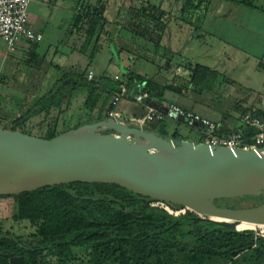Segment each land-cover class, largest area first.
Masks as SVG:
<instances>
[{"label": "trees", "instance_id": "16d2710c", "mask_svg": "<svg viewBox=\"0 0 264 264\" xmlns=\"http://www.w3.org/2000/svg\"><path fill=\"white\" fill-rule=\"evenodd\" d=\"M212 1L202 0L193 4L192 0H187L181 13L183 15L191 10L190 13L195 14L201 9L202 3L206 11ZM219 1L248 9H258L256 0ZM144 3H140L142 8L134 6L129 12L133 18L137 16L152 22L162 39L172 24L171 12ZM105 18L103 4L94 12L76 19L77 33L85 32L80 53L87 55L91 51L89 66L85 70H78L75 67L65 70L58 65H46L49 69L48 75L51 67L60 75L55 76L54 83L50 85L47 79V89L33 112L22 114L11 124L0 120L1 129L29 135L24 130L27 122L39 115H44L45 121L48 122L52 113L59 112V115L66 113L63 110L64 100L68 95L73 96L81 89L89 93L85 108L90 112V117L88 116L87 122L83 125L95 124L110 117L109 114H112L115 108L110 102L122 85L128 90L126 99L134 104L139 93L146 92L155 102H162L166 93L181 91L182 88L175 83L161 85L149 76L134 73L132 69L124 71V81L120 78L118 81L104 78L97 80L95 77L89 81L92 64L96 56L102 52L103 41L107 36ZM191 24L188 25L192 26ZM31 45L33 48L28 56L35 63L39 59L37 53L39 44ZM223 81L219 73L197 65L192 70L191 82L187 87L192 86L201 92H212L215 86ZM80 126L82 124H78L75 129ZM148 127L162 138L170 137L167 121ZM64 132L56 125L49 126L41 139L52 140ZM220 132L222 133L221 129ZM172 139L182 140L176 133ZM153 197L155 196L135 194L113 184L80 183L47 187L12 197H0V200L13 201L10 222L28 223L36 230L32 239L39 242L38 246H28L13 235L0 237V264H10L11 259L18 257L24 258L25 264H50L49 261L53 259H57L58 264H69L75 249L91 252L92 264H108L116 258L120 264H178L179 260L183 264H210L216 260L227 264H240V258H243L246 264H264V223L244 224L232 229L197 220L187 225L185 231L182 229V222L172 224L166 229L162 224L164 219L154 216L140 218L136 214L124 212L126 208L135 209L142 204L149 208L157 203L156 200H151ZM165 201L171 209L187 211L189 214L186 215H192L190 210ZM113 205L119 206L121 211L114 213ZM47 245L53 247L54 254H49L51 247L48 248Z\"/></svg>", "mask_w": 264, "mask_h": 264}, {"label": "rangeland", "instance_id": "374dc122", "mask_svg": "<svg viewBox=\"0 0 264 264\" xmlns=\"http://www.w3.org/2000/svg\"><path fill=\"white\" fill-rule=\"evenodd\" d=\"M192 1L193 4L202 2V0ZM139 2L150 3L163 10H172L173 19L169 27L170 30L164 38L162 37V39H160L157 29L152 22L142 20L137 16L133 18L129 11L122 13L124 14L122 16H115V13L107 16L105 18L107 20V36L105 41H103V50L96 56L91 67L95 79L100 80L104 78L114 81L116 80L115 78L118 77L120 80L124 81V71L132 69L136 74L149 76L153 79L158 77L162 79L166 78L172 80L177 86L187 89L188 82H185V80L181 81L182 76L188 75L186 69L195 64L202 65L215 70L224 79L223 83L217 84V89L214 94L215 105L213 108L219 111L220 114L225 115V117L223 118V116L219 114L220 118L218 119L220 120L216 123L222 126L223 121L221 118L227 121V117L231 116L239 121L241 127V118L244 114L248 113V111L245 112L244 109L238 108L235 111L229 112L228 108H225L226 104L219 103V98H217L216 95L226 99L227 103H231L233 100L241 102L248 97L249 99H253L252 101L254 103H256V101L259 102L260 98L264 99V70L259 69V64L263 57L262 55H264V44L252 47L253 45L249 44V42L248 45L246 42L232 40L231 33L218 29L225 28L226 31L227 28L230 31H234L233 28H238L237 25H234L238 15H234L226 10L221 13L217 11L216 4H223L218 3L220 2L218 0L212 1L211 13L218 18L222 17L220 18L221 24L214 27L216 28L215 35L219 40L207 39L204 43L196 45L189 42L190 34L192 32L195 34L199 28H207L206 26L203 27L206 12L203 3L200 5V7L202 6L201 9L197 10L195 14L190 13L191 10H188L183 13V15L181 12L184 6H186L187 0H127L125 4L128 7L132 5L133 7L142 8ZM107 4H109V2H107ZM64 35L63 33L58 34L60 38H63ZM84 36L85 32L80 34L82 41L71 40L70 44L55 43L52 46H50L47 39L44 40V42L40 43L38 48L37 53L39 59L38 61L36 60L35 63L32 62L33 60L28 55L16 53V50L10 52L8 62L17 72L9 81L4 79L5 83L3 86L9 85L8 93L3 92L2 96L6 99V108L3 109L5 112H2V121L5 120L6 123L11 124V122L19 118L22 114L24 115L27 112L30 113L34 111L35 105L43 95L42 93L41 96L38 97V91L40 90L41 82H43L45 76V73H43L41 69L47 67L46 65H58L65 70L71 67H75L78 70H85L89 66L91 51H89L87 55H82L80 53V48L84 42ZM169 46L175 49L176 55L169 54ZM164 50L168 52V56L166 57L164 55ZM182 73L184 75H182ZM58 75H60V73L51 67L48 75L49 85L50 83H54V78ZM88 94L86 90L81 89L73 96L68 95L69 97H66L64 100L65 107L68 103L72 102V109L70 111L71 116L79 117L83 115L86 118H88V116L90 117V112L85 108ZM62 119H65V117L60 118L59 112H54L49 117L48 122L51 124L56 122L61 124L63 121L60 120ZM46 123L44 115L35 116L30 123L27 122L26 126H24V130L32 137L41 138L46 134L44 128H41V126ZM172 130H177L184 140H194L197 143L201 139L200 133L184 125L167 121V131L169 132ZM151 200H156L157 203L151 205L149 208L144 204L135 209L126 208L124 212L126 214H136L140 216V218L154 216L155 218L164 219L162 224L165 225L166 229L172 224L182 222V229L186 231L187 225L191 224L192 221L200 220L202 222H208L201 220L200 217L192 211L190 212L192 215L188 216L186 215L189 214L187 211H176L171 209L165 199L153 197ZM12 204L13 201L9 199L0 201V237L9 234V236L13 235L21 239L25 245L38 246L39 242L32 239V236L36 232L33 227L28 223L14 224L10 222ZM214 204L216 207L222 209L250 211L264 204V192L241 198L219 200ZM113 211L114 213L120 212L121 208L117 205H113ZM181 219L184 220L180 221ZM162 224L159 226L161 227ZM257 234L260 235L259 233ZM47 247H51L48 251L50 252L49 254L55 253L52 246L47 245ZM73 252V258L69 261V264H92L93 259L91 252H86L82 249H75ZM239 260L240 264H246L243 262V258ZM49 262H51L50 264H58L57 259H53ZM108 264H120V261L116 258ZM178 264L183 263L179 260ZM210 264L227 263L216 260Z\"/></svg>", "mask_w": 264, "mask_h": 264}, {"label": "water", "instance_id": "95a60500", "mask_svg": "<svg viewBox=\"0 0 264 264\" xmlns=\"http://www.w3.org/2000/svg\"><path fill=\"white\" fill-rule=\"evenodd\" d=\"M74 183L113 184L159 197L224 228L234 229L236 224L206 220L203 215L264 223V204L250 211L214 204L264 192V148L257 153L210 149L202 143L162 138L148 126L113 118L52 140L0 128V197ZM10 264L25 261L18 257Z\"/></svg>", "mask_w": 264, "mask_h": 264}, {"label": "crops", "instance_id": "0c3cea01", "mask_svg": "<svg viewBox=\"0 0 264 264\" xmlns=\"http://www.w3.org/2000/svg\"><path fill=\"white\" fill-rule=\"evenodd\" d=\"M125 1L127 0H112V1L104 0L103 3V0H56V1H52L51 3H46L44 2V0H34V2L31 4L29 9L30 25L34 30L42 33L43 35L42 42H44V40L47 39L50 46L54 45L55 43L70 44L71 40L82 41L80 34H78L76 30V28H78L76 27V19L78 17H84L87 14H90V12L91 13L94 12L96 8H101L103 4L105 5V17L112 15V13H115V16H119V15L122 16L124 15L122 13L129 11L131 7H133L132 5L128 7L125 4ZM107 2H109V4H107ZM256 2L258 9H248L238 5L226 3L223 1L218 2V3H223V4H216L217 11H219L220 13L226 10L230 13H233L234 15L235 14L238 15L237 20L234 24L237 25L238 28H233L234 31H230L227 28L226 31L225 28H218V29H221L224 32L231 33L230 35L232 40H238L244 43L246 42L247 44L249 42V44L253 45L252 47L264 44V0H256ZM211 3L209 5V9H207L205 12V21L203 23V27L206 26L207 28H199L195 34H193V32L190 34L189 42L194 43V45L204 43L207 39L216 40V41L219 40V38L215 35L216 28L214 27L217 26L218 24H221L220 18L222 17L218 18L217 16L211 13L212 10ZM165 11L169 12L168 9H166ZM170 12L172 15V10H170ZM169 30L170 28L166 30L165 35ZM62 33L65 35L63 38H60L58 34H62ZM39 46L40 44L38 45V48ZM16 47H17L16 53L23 54L26 56L28 55L29 51L33 48L31 44L29 45L27 43L19 44ZM169 48H170V51H168L169 54L171 53L173 55L174 54L176 55L175 49H172L170 46ZM168 52L164 50L165 57L168 56ZM9 55H10V51L8 50L7 45L5 44V42L0 40V73L2 77L4 79H7L8 81L9 79H11V77L13 78L15 76V73L17 72L8 62ZM262 56H261L262 61L259 64V69L264 70V55ZM197 65L198 64H195L194 66H190L189 68H187L186 72H188V75L182 76L181 81L185 80V82H188L189 84V82H191L192 70ZM208 69L210 71L216 72L213 69L210 68ZM41 70L43 71V73H45V76L43 82H41L40 85L41 87L40 90L38 91V97H40L41 94L47 89L46 84H47V79H48L47 75L49 69L47 67H44ZM91 73H93L92 70ZM182 75L184 74L182 73ZM155 80L161 85H167L173 83L172 80L166 78L162 79L158 77ZM8 85L2 86L0 88V120L3 118L2 112H5L3 111V109L6 108V104H5L6 99H4V97L2 96H3V92L8 93ZM216 89H217V85L215 86L214 90L209 93V92H201L190 86L187 89L182 88L181 91H179V93L168 92L165 94L162 102L159 101L155 102L154 100H152V104L160 110H165L169 105L175 104L182 107L185 110L198 114L203 118H206L217 124L216 122L220 120L218 119L220 118L219 117L220 112L216 111L213 108L215 105L214 94ZM216 97L219 98V103L221 102L226 104L225 108H228L229 112L235 111L238 108L244 109V111H249L251 109H258L260 103L264 101V99L260 98L259 102L256 101V103H254L252 101L253 99L251 98L249 99L248 97L247 99H244L241 102L233 100L231 103H227L226 99L220 98L217 95ZM112 100L110 103H112ZM67 105L66 107L64 106L63 109L64 112L66 113L60 115V118L65 117V119L60 120L63 122L61 124L59 123L51 124L50 122H47L45 125L41 126V128H44V132H46L47 127L54 125H56L57 128L62 132L64 131L66 132V130L67 131L75 130L78 124H82V126H84L83 124L87 122V118L84 117L83 115H80L79 117L71 116L70 111L72 109V102L68 103ZM109 116L112 118L119 117V120L121 122L133 124L134 122L144 118L145 112L140 106L134 104L131 100L125 99L115 106L114 110L112 111V114H109ZM220 116H223V118L225 117V115L222 114H220ZM223 118H221L223 121V125L222 126H219L218 124L217 125L220 127L224 135L233 133L241 128L240 123L238 120H236V118L228 116L227 121L223 120ZM3 122L6 123L5 120ZM168 133L171 138L175 133L180 136L177 130H172L169 131ZM180 137L182 140H184L182 136ZM185 140L196 143V141L194 140H189V139H185Z\"/></svg>", "mask_w": 264, "mask_h": 264}, {"label": "built area", "instance_id": "2783aa9c", "mask_svg": "<svg viewBox=\"0 0 264 264\" xmlns=\"http://www.w3.org/2000/svg\"><path fill=\"white\" fill-rule=\"evenodd\" d=\"M52 1L56 0H44L46 3ZM33 2L34 0H0V40L5 42L10 52H14L19 44H40L43 41L42 33L30 25L29 9ZM93 78V73H90L88 80L92 81ZM115 79L119 80L118 77ZM4 83L0 73V88ZM127 96V87L122 85L120 91L113 97V105H118ZM134 102L143 107L145 116L130 125L143 127L172 121L200 133L199 143L210 149L227 148L233 153L251 151L257 153L264 148V101L260 103L258 109H251L244 114L241 118V128L228 135L222 134L214 122L178 105L171 104L165 110L156 108L146 92L139 93ZM113 119L120 121L119 117Z\"/></svg>", "mask_w": 264, "mask_h": 264}, {"label": "bare ground", "instance_id": "6f19581e", "mask_svg": "<svg viewBox=\"0 0 264 264\" xmlns=\"http://www.w3.org/2000/svg\"><path fill=\"white\" fill-rule=\"evenodd\" d=\"M204 218L206 220H212V221H223V222H227L229 224H236L235 228L239 227V226H242L246 223H236L234 221H231V220H228V219H222L221 217H217V216H213V215H207V214H204L203 215Z\"/></svg>", "mask_w": 264, "mask_h": 264}]
</instances>
